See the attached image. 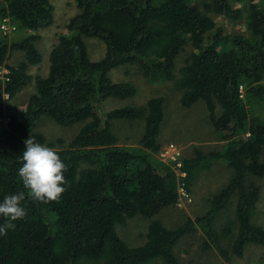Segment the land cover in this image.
Wrapping results in <instances>:
<instances>
[{"label":"trees","instance_id":"1","mask_svg":"<svg viewBox=\"0 0 264 264\" xmlns=\"http://www.w3.org/2000/svg\"><path fill=\"white\" fill-rule=\"evenodd\" d=\"M247 1L249 36H232L227 48L222 43L228 37L209 13L237 19L242 10L230 0H200L202 6L189 0H75L69 34L50 50L47 74L34 78L27 69L42 60L38 35L0 40V68L12 50L25 57L0 77V117L5 95L13 97L31 81L35 87L23 110L0 129V264H180L175 244L198 229L204 248L224 257L225 236L233 239L230 251L237 257L247 244L264 247V229L251 220L260 187L246 182L249 175L264 178V118L249 114L240 92L242 85L249 98L264 102V8ZM52 10L50 0H0V17L17 21L19 29L51 25ZM85 37L104 43L103 57L89 56ZM187 44L195 51L175 78V58ZM125 64L135 65L149 83L173 81L183 107L203 101L212 128L227 141L221 152L196 148L181 159L177 170L185 174L186 191L219 158L233 170L203 214L173 228L152 219L137 246L128 245L116 225L135 215L153 217L176 204L179 192L176 171L153 157L160 148L164 97L151 96L142 107L102 110L109 98L134 96L133 83L109 77ZM42 117L80 128L67 147L42 148L44 137L33 133ZM138 119L144 120V133L137 145L119 144L112 121ZM235 194L237 231L231 222L218 231L214 220Z\"/></svg>","mask_w":264,"mask_h":264},{"label":"rangeland","instance_id":"2","mask_svg":"<svg viewBox=\"0 0 264 264\" xmlns=\"http://www.w3.org/2000/svg\"><path fill=\"white\" fill-rule=\"evenodd\" d=\"M197 2L200 0H189ZM53 7V22L49 26L38 29H19L17 21L11 18L0 17V40L6 38L9 42L17 41L27 34H36L38 39L35 45L39 50L42 60L39 64H32L27 72L33 78L37 75L45 76L48 72L49 53L57 43L61 35H68L66 24L69 19L78 11L75 0H50ZM258 6L264 8V0H254ZM230 4L234 8L242 10V14L237 19L228 18L221 14L209 13L215 22V27H220L223 34L228 38L222 43L223 48L231 47L228 41L234 35L249 36L246 27V9L249 2L232 1ZM7 24H5V21ZM2 25L7 26L3 31ZM87 51L92 59L103 57L105 45L103 42L93 37L84 38ZM195 49L191 44H187L176 56L174 62V76L179 77V68L185 63L191 52ZM25 61L24 53L20 50H12L6 59V64L0 68V77L7 73V65L16 66ZM109 77L114 82H131L136 87L134 96L117 99L109 98L102 103V110L108 111L116 107L132 105L142 107L151 96H163L165 99L166 110L161 123L158 135L159 150L153 154L159 163L172 167L177 174L179 201L176 204L162 208L151 218H143L135 215L127 219L125 225H116L117 234L131 246L141 245L145 242L147 227L152 219H158L165 227L173 228L182 223L186 218L203 214L209 207V198L224 187L233 175L232 168L225 159L219 158L210 164L209 167L200 171L199 177L192 183L190 189L186 191L182 185L181 172L177 170V164L181 159L194 155L197 148L203 153L209 151L221 152L227 145L226 140H221L219 134L212 128L208 120V112L203 101H199L190 107H183L180 103V91L174 87L171 80L160 82H147L146 79L137 71L135 65H119L109 72ZM33 81L23 87L13 97L5 95L3 102V114L0 117V129L6 128L8 116L18 114L23 110L28 96L34 92ZM243 101L247 104L250 115L264 118V102L249 98L242 87ZM221 108L217 105L216 113L219 114ZM80 124L73 126H61L53 120L42 117L33 133H40L44 141L40 147L50 149H63L67 147L70 140L76 135ZM111 129L118 138L121 145L134 146L144 133V120H114ZM246 137V133H242ZM50 143V145L48 144ZM173 145V146H172ZM36 147V146H33ZM177 150V151H176ZM177 154V155H176ZM253 180L259 185V198L255 202L252 222L264 229V178L249 175L246 182ZM236 194L230 199L226 209L217 214L214 226L218 231L223 229L231 222V230L236 233L234 208L236 206ZM231 236L221 238L224 249L228 252L227 257L219 254L214 247L204 248L203 239L205 238L200 229L193 233H188L179 238L174 246V253L180 264H264V247L254 244H247L242 256L237 257L231 250L233 239Z\"/></svg>","mask_w":264,"mask_h":264},{"label":"built area","instance_id":"3","mask_svg":"<svg viewBox=\"0 0 264 264\" xmlns=\"http://www.w3.org/2000/svg\"><path fill=\"white\" fill-rule=\"evenodd\" d=\"M4 19H5V18H4ZM4 21H5V24H7L6 20H4ZM2 29H3V31H5V30L7 29V26L2 25ZM240 92L242 93V86H241V85H240ZM172 146H173V145H172ZM176 151H177V150H176ZM176 155H177V154H176ZM177 166L179 167V166H180V163H178ZM180 174H181L182 177L185 175L183 172H181Z\"/></svg>","mask_w":264,"mask_h":264},{"label":"clouds","instance_id":"4","mask_svg":"<svg viewBox=\"0 0 264 264\" xmlns=\"http://www.w3.org/2000/svg\"><path fill=\"white\" fill-rule=\"evenodd\" d=\"M242 86V85H241Z\"/></svg>","mask_w":264,"mask_h":264}]
</instances>
